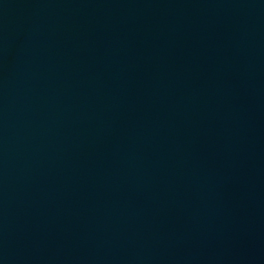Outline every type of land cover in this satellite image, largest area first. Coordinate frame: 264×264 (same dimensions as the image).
Wrapping results in <instances>:
<instances>
[{
	"label": "water",
	"instance_id": "1",
	"mask_svg": "<svg viewBox=\"0 0 264 264\" xmlns=\"http://www.w3.org/2000/svg\"><path fill=\"white\" fill-rule=\"evenodd\" d=\"M0 264H264V0H0Z\"/></svg>",
	"mask_w": 264,
	"mask_h": 264
}]
</instances>
